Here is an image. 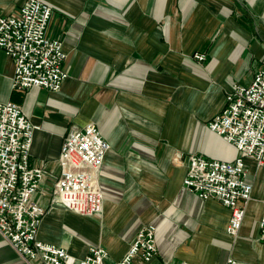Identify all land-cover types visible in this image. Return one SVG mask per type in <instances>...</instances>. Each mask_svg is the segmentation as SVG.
I'll list each match as a JSON object with an SVG mask.
<instances>
[{"label": "crops", "instance_id": "crops-1", "mask_svg": "<svg viewBox=\"0 0 264 264\" xmlns=\"http://www.w3.org/2000/svg\"><path fill=\"white\" fill-rule=\"evenodd\" d=\"M47 34L62 40L61 89H12L14 65L0 48V100L22 105L36 125L30 162L50 175L34 199L48 211L38 237L76 258L91 245L122 259L143 225H156L157 254L132 264H264V166L246 157L252 196L237 236L231 212L184 187L191 153L233 160L237 148L208 121L235 83L264 71V0H46ZM26 0H0V16ZM207 53L204 62L193 54ZM89 122L111 148L101 165V212L78 214L53 199L64 136ZM0 264H29L0 233ZM33 264H44L41 259Z\"/></svg>", "mask_w": 264, "mask_h": 264}, {"label": "built area", "instance_id": "built-area-1", "mask_svg": "<svg viewBox=\"0 0 264 264\" xmlns=\"http://www.w3.org/2000/svg\"><path fill=\"white\" fill-rule=\"evenodd\" d=\"M51 14L52 7L46 0H26L18 14L0 16V48L13 61V90L44 87L58 91L67 78L62 40L47 34ZM193 57L202 63L207 53L198 51ZM208 127L233 144L239 155L221 160L191 153L183 184L200 198H214L228 207L231 216L227 232L237 236L253 190L245 158L264 166L263 70L256 72L250 83L232 86L225 95L224 107L208 121ZM35 130L21 104L0 100V233L29 264L36 259L44 264H105L109 252L102 244L91 245L84 257L76 258L65 247L38 237L47 209L34 194L50 173L42 166L31 165ZM110 148L94 122L67 133L53 199L78 214L101 212L104 196L99 172ZM258 240L264 241V216L259 220ZM157 252L156 225L148 223L140 228L122 259L112 264H132L136 255L149 261ZM227 264L239 262L229 257Z\"/></svg>", "mask_w": 264, "mask_h": 264}, {"label": "rangeland", "instance_id": "rangeland-1", "mask_svg": "<svg viewBox=\"0 0 264 264\" xmlns=\"http://www.w3.org/2000/svg\"><path fill=\"white\" fill-rule=\"evenodd\" d=\"M42 183H43V182H42ZM42 183H41V184H42ZM54 185H55V182H54ZM47 211H48V210H47Z\"/></svg>", "mask_w": 264, "mask_h": 264}]
</instances>
